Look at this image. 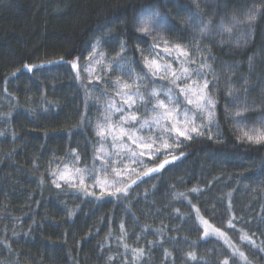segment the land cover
<instances>
[{
  "label": "trees",
  "instance_id": "obj_1",
  "mask_svg": "<svg viewBox=\"0 0 264 264\" xmlns=\"http://www.w3.org/2000/svg\"><path fill=\"white\" fill-rule=\"evenodd\" d=\"M254 5L264 9V0H0V264H216L225 257L264 264V146L238 139L264 131V15L250 34L247 25L231 37L218 28L231 27L232 17L243 22ZM147 7L179 26L163 31L169 46L190 52L197 21L212 22V34L193 43L201 57H215L205 61L214 72L204 74L216 100L214 122L197 114L202 136L172 139L171 154L164 150L131 173L126 195H102L87 187L111 141L96 134V124L104 125L120 86L132 83L143 95L161 86L178 95L171 80L141 67L144 59L176 62L155 33L136 32ZM241 34L246 42H238ZM61 60L78 67L50 63ZM191 78L203 84V77ZM139 108L149 116L150 105ZM168 158L159 173L144 175ZM67 167L76 183L59 181ZM202 219L231 236L246 260L223 239L205 237Z\"/></svg>",
  "mask_w": 264,
  "mask_h": 264
},
{
  "label": "snow or ice",
  "instance_id": "obj_2",
  "mask_svg": "<svg viewBox=\"0 0 264 264\" xmlns=\"http://www.w3.org/2000/svg\"><path fill=\"white\" fill-rule=\"evenodd\" d=\"M197 9H199V5H196ZM193 17L200 16L201 13L199 10L192 14ZM258 15H264V9L256 7L255 5L248 11L245 19L243 22L239 21L236 17H232L230 20L231 27H228L221 22L218 28L221 30L222 33L228 34L230 37L233 33V28L242 27L243 25H247V30L250 34L251 26L256 23ZM170 20L167 16L162 15L161 12L154 8V7H147L145 8L140 15L137 17V25H136V32L138 35L143 37L152 36L154 33L159 37L162 44L165 47L162 49L164 55L176 59L178 63L181 64L182 71L178 75L173 69L170 64H161L159 61L153 59L148 60L144 59L143 64L141 65L142 68L146 69L145 75L151 74V76H161L163 78L164 73H169L171 77V83L176 87V91L179 95L173 97L171 89L164 93V95L168 98L169 103H173L175 100H180L181 97L183 99L180 101L185 103V110L181 112L178 108L173 107L169 108L168 104L165 103L164 100H160V92L153 89L151 92L148 93V98L145 99L144 95L140 92L139 88L135 91H126L120 93V107H116L114 104H109L106 107L110 112H118L121 113L119 123L117 125L108 124L107 121L110 120V117H104L106 125H101L99 122L96 124V134L101 138H111L113 146L115 147L116 142L120 141L121 148L124 149V155L139 163L143 164V157L146 154H151L154 146V141L151 137L145 138L143 136L138 135V132L144 131L145 129L151 130V127L160 124L164 120L169 121V128L166 134L173 135V138L177 140L179 143L180 138L185 139H192V134L199 137L203 135V132L199 127H188L187 125L190 123L188 118V105H191L193 109L199 112L202 116H206L208 123L211 124L214 122L215 116V108H216V100L208 94V85L209 80L204 76L206 72H214V69L211 67L210 64H207L205 61L210 59H215L214 56L209 55L207 57H201L199 53L201 52V46L193 43L194 41H198L203 37L210 36L212 34V22L211 21H204L198 20L196 23V27L199 29L197 33H194L189 44L191 45L193 51H188L185 47L179 44H174L169 46V42L164 39L162 33L165 29L168 30H176L179 28L178 25L172 23L171 27ZM191 27V25H190ZM238 42L244 40L243 35H239L237 37ZM98 43V42H97ZM95 49V46H93ZM159 49L158 45H150V50L156 52ZM204 51H208L207 48L203 49ZM123 51V45H122ZM193 55L196 56V59H199L201 62L199 64L196 63V59H193ZM101 60L103 59V55L101 54L99 57ZM126 57H121V59H125ZM96 58L91 57L90 60L94 61ZM53 64H60V63H67L71 68H77L78 64L76 62H68V61H53L50 62ZM117 67L122 68L123 65L119 63V61H114ZM191 64L195 69V72L189 71L188 68L183 67L184 64ZM29 71L33 68H40L43 67L42 65H26L25 66ZM90 65H84L85 70H88ZM131 71V69H129ZM195 74L197 76L203 77V84H199L197 82H193L192 85L181 88L179 87L177 81L184 79V78H191V76ZM77 78H79L77 73ZM125 88L128 85H124ZM152 100H155L156 103L152 104ZM138 105H145L151 106L152 110H160V114L153 118V121L147 120H140L136 115L132 114V110L134 107ZM147 110V109H146ZM234 116L240 117L243 119V113L237 112L234 113ZM127 125V127H125ZM205 130H208L207 125L204 126ZM255 135H249L247 132L243 133L238 139L240 141H245L250 144H260L264 146V131L260 129H253ZM124 140H127L129 144L135 146L137 151L133 152L128 147L127 144H124ZM165 148L169 147L168 145H164ZM121 149H117V153H120ZM157 154H160L157 152ZM101 158L106 156L107 154L101 150ZM183 157V153L181 154ZM179 159L177 157H173V161ZM123 163V161H121ZM171 163L170 161H164L159 167L148 169L145 172V176H148L150 173H159L160 170L164 167L165 164ZM107 166V165H105ZM80 170L77 169V172ZM114 174L119 177L120 172L113 169ZM119 183V181H117ZM137 181H132V184H136ZM59 187V185H57ZM129 188H116L115 192H111L109 195L112 197H116L118 194L126 195L128 193ZM196 191L195 189L193 190ZM103 195V191H102ZM230 211V206H229ZM122 227V225H121ZM229 227H232L231 223H229ZM205 237L209 235L207 231H205ZM212 235L222 237L223 234L220 233L218 230H214ZM242 240L247 241L250 245L255 246V242L252 241L247 234H243L241 236ZM126 247V246H125ZM229 247H232L229 245ZM134 257H140L143 255V250H133ZM189 257L193 260L196 257L189 253ZM232 255H239L241 259L246 260L243 253L238 252V250L233 248ZM112 259L111 257L109 258ZM207 264V262H206ZM216 264H229V259L225 257L222 260L216 262Z\"/></svg>",
  "mask_w": 264,
  "mask_h": 264
},
{
  "label": "rangeland",
  "instance_id": "obj_3",
  "mask_svg": "<svg viewBox=\"0 0 264 264\" xmlns=\"http://www.w3.org/2000/svg\"><path fill=\"white\" fill-rule=\"evenodd\" d=\"M161 64H170L172 66V69L179 75L182 71L181 66L178 65L175 67L176 62H172L170 60L167 59H161L158 60ZM103 63V60H101V64ZM161 78V76H159ZM166 80H171L170 74L169 73H164L163 74V78L160 79V81H166ZM196 82V80H193L192 78H184L181 79L179 81H177L179 87L181 88H185L188 87L190 85H192L193 82ZM124 85H128L127 88L124 87ZM121 85L118 92L115 95V98H113V102L110 104H114L116 107H120V93L126 92V91H135L134 90V86L132 85V83L130 84H124ZM171 86H173L175 89L176 87L172 84H170ZM155 90L159 91L161 94L159 96L160 100H164L166 104H168V107L171 109L173 107L178 108L181 112H183L185 110V103L180 102L183 97L180 98V100H175L173 101V103H169L168 98L164 95V93L168 92L170 89L168 88H164V87H154ZM178 94V92H177ZM173 97H176L177 95L175 93L172 92ZM179 95V94H178ZM145 99L148 98V95H144ZM152 104H155L156 101L152 100L151 102ZM140 105H138L137 107H134L132 110V114L136 115L140 120H147V121H153V118L158 116L160 114V110H152L151 106H150V113L149 116L147 117H142V114H138V109ZM188 108V118L190 123L187 125L188 127H198L199 122H197V118L196 115L200 114L199 112H197L195 109L192 108L191 105L187 106ZM120 115L121 113L118 112H110L109 110L106 112V116L105 117H110V120L107 121L108 124H112V125H117L119 123V119H120ZM200 116L202 118H206V116H202L200 114ZM103 124L105 126L106 122L105 119L103 121ZM125 127H127V125H125ZM169 128V121L168 120H164L162 121L160 124L155 125L153 127H151V130L149 129H145L144 131L138 132V135L143 136L145 138L151 137L154 141V146H153V150L151 152V154H146L143 157V161L144 163L141 165L129 158H127L123 153H124V149L121 148V143L120 141L116 142L115 147L113 146L112 140L110 141L109 145H107L105 143V146L103 147V151L107 154L106 156L103 157V164H101V167L99 168V173L98 176L96 177V181H91L87 176L88 180L91 181L88 184V189L91 190V192H98L103 194H110L111 192H115L116 188H124L126 186V184L129 182L130 179H132V172L138 171L140 168H142L144 166V168L147 167V165H149V161L150 159H154L157 158V152L158 153H162L164 152V150L166 151V153L169 154L172 153V149L171 146L169 144V142L174 139L173 135H168L166 134ZM193 135V134H192ZM175 141H177L175 139ZM124 144H127L128 147L131 149V151L135 152L137 151V148L131 144H129V142L127 140H124L123 142ZM168 145L169 147L165 148L164 145ZM117 149H121L120 153H117ZM167 161H170V159H166ZM164 160V161H166ZM121 161H123V163H121ZM163 161V162H164ZM162 162V163H163ZM107 165V166H105ZM161 165V164H160ZM159 167V166H158ZM67 167L66 169H64L62 171V174L59 178V181H67V182H75L76 183V171L74 170V168H70ZM113 169H115L116 171L120 172V176L117 177L114 172ZM81 181L86 182V179L84 177L81 178ZM117 181H119V183H117ZM127 182V183H125ZM125 183V184H124ZM73 184V183H71ZM124 184V185H123ZM123 185V186H122ZM122 186V187H121ZM201 226H202V230L205 234V231H207L209 233L208 236H215L212 235V233L214 232V230H218L220 233L223 234L222 237H219L221 239L224 240V242L227 245H231L232 248H235L232 244V238L231 236H229L223 229L214 226L212 223H210L208 220L206 219H202L201 221ZM217 237V236H215ZM218 238V237H217Z\"/></svg>",
  "mask_w": 264,
  "mask_h": 264
}]
</instances>
